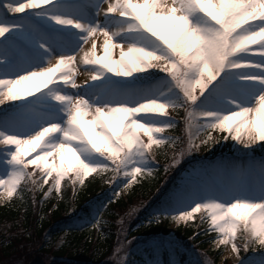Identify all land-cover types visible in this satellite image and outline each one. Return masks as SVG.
Returning <instances> with one entry per match:
<instances>
[{
  "label": "snow or ice",
  "instance_id": "obj_1",
  "mask_svg": "<svg viewBox=\"0 0 264 264\" xmlns=\"http://www.w3.org/2000/svg\"><path fill=\"white\" fill-rule=\"evenodd\" d=\"M0 106L7 197L30 182L62 199V183L75 194L90 175L111 172L113 197L90 202L98 228L107 204L155 175L153 146L167 145L163 171L179 179L137 229L203 209L217 247L264 249V155L253 147L264 152V0H0ZM170 109L183 110L186 140L164 135L178 124ZM229 140L238 155L181 166ZM130 244L125 231L116 264ZM137 250L143 264H183L187 248L157 229Z\"/></svg>",
  "mask_w": 264,
  "mask_h": 264
},
{
  "label": "trees",
  "instance_id": "obj_2",
  "mask_svg": "<svg viewBox=\"0 0 264 264\" xmlns=\"http://www.w3.org/2000/svg\"><path fill=\"white\" fill-rule=\"evenodd\" d=\"M183 115L182 109L177 110V127L166 130L164 135L186 140L184 122L180 119ZM230 146V140L221 141L213 145L211 150L202 149L191 157H185L181 166L203 157L223 156L222 153ZM153 150L156 154L155 175L138 177V181L128 190L107 204L98 228L91 226V217L95 213L90 202L106 203L113 197L115 184L109 185L106 182L111 177V172L99 176L90 175L83 187H77L75 194L71 186L65 187L62 183V199L54 191L45 197L43 191L47 190L48 185L44 186L43 191L36 189L33 192L30 182H22L8 202L0 203V264L6 261L8 263L12 259L14 261L10 264H49L55 260V264H112L110 256L125 237L122 229L126 230L128 239L137 238L129 248V263L143 264L144 255L136 248L138 241L146 232L158 229L167 233L169 223L165 221L153 225L152 228L139 229L136 225L145 219V214L150 211L149 206L159 197L161 191L171 188L178 176L175 170H170L167 174L163 171L173 149L165 145L153 146ZM132 207H137L139 211L129 218L128 212ZM197 230L206 234L193 238V232ZM176 236L184 243L189 239L190 242H201L197 249L212 257L214 262L219 261L221 249H212L216 235L207 232L206 225L196 230L188 226L179 227ZM181 255L182 261L194 264L186 259V255ZM10 256L14 258L2 260Z\"/></svg>",
  "mask_w": 264,
  "mask_h": 264
},
{
  "label": "rangeland",
  "instance_id": "obj_3",
  "mask_svg": "<svg viewBox=\"0 0 264 264\" xmlns=\"http://www.w3.org/2000/svg\"><path fill=\"white\" fill-rule=\"evenodd\" d=\"M113 56L114 57L115 56H118V49H116V50L113 51ZM75 78H76L78 84L81 81H83L84 79L87 78V75L84 72L83 67H80L79 68V70H78ZM0 107H2V106H0ZM169 111H170L171 115L174 116V117H175V114H177V111H172L171 109ZM232 142H233L232 143V145H233L235 142L234 141H232ZM0 147H2V146H0ZM237 147H241L242 148V145H237ZM253 147L255 149H258L259 146L258 145H254ZM226 154H227V156H235V155H238V154L235 153V149L233 147ZM2 168H3V165H0V170H2ZM176 181H178V180H176ZM10 198L7 197L6 196V193L3 192V189L0 188V203L1 204L6 203V202H8L10 200ZM194 217L195 218L193 220H189L187 222H183V221L180 222V223L169 222L170 232L175 233V231L179 227H183V226H186V227L188 226L190 228H194V230L197 229V226L198 227H203V225L204 226L205 225L208 226V224H207L208 214H207V211L206 210H203L202 209L201 212L195 213L194 214ZM125 231H123L124 234H125ZM130 240L132 242L134 239H130ZM190 240L191 239L187 240L186 243H188V246L190 247V249H192L194 252H196L198 254V258H199V260H200V262L202 264H241L242 263V257L244 255H247L248 253H254V254L257 253L258 254V255L254 256V257H250V261L255 262V264H259V262L261 260H264V249H261L259 247L249 248L247 251L241 250L240 254L237 255L235 252L232 251L230 245H227V246L226 245H220L219 247H217L215 244H213V248L212 249L214 251H216L218 249H222L221 250V256L219 258V261L218 262H214L213 261V258L210 257L208 254H205L204 251L197 250L196 247H195V244L192 243V242H190ZM123 253H125V252L122 250L121 253L118 254L119 255V258H121V255ZM110 257H111V259H110L111 263L112 264H116L117 254L115 253V250H114V254L111 255ZM11 258H14V257L13 256H10V257L5 258V259H2V260H10ZM13 261H14V259L10 260L8 263L6 261V262H3L1 264H10ZM55 262H57V260H55L54 262L51 261L49 264H55Z\"/></svg>",
  "mask_w": 264,
  "mask_h": 264
}]
</instances>
